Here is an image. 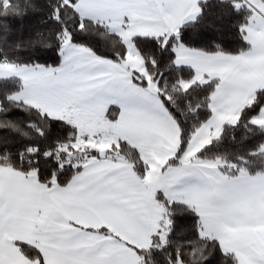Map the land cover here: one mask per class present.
<instances>
[{"label":"crops","instance_id":"crops-1","mask_svg":"<svg viewBox=\"0 0 264 264\" xmlns=\"http://www.w3.org/2000/svg\"><path fill=\"white\" fill-rule=\"evenodd\" d=\"M200 1L75 0L73 6L129 44L135 35L167 38L197 17ZM240 3L251 8L244 26L246 51L235 55L174 46V64L192 69L193 81L217 79L210 116L176 163L169 160L179 144L178 127L154 88L132 79L135 70L128 60L115 62L72 44L57 67L17 68L22 72L12 76L21 81L18 100L76 128L98 121L102 133H109L108 139L95 138L99 150L64 185L42 184L33 173L0 165V264H38L20 252L18 242L38 248L44 264H143L136 249L150 245L162 220L158 193L192 207L202 233L232 253L237 264H264V170L228 175L218 163L196 160L197 152L264 89L263 4ZM39 78L52 80L40 89L51 95L41 99ZM251 121L264 126V104ZM120 140L137 149L146 165L142 178L125 160L108 156L107 146ZM151 158L164 164L159 174L150 171Z\"/></svg>","mask_w":264,"mask_h":264},{"label":"trees","instance_id":"trees-1","mask_svg":"<svg viewBox=\"0 0 264 264\" xmlns=\"http://www.w3.org/2000/svg\"><path fill=\"white\" fill-rule=\"evenodd\" d=\"M75 0H0V61L11 64L57 66L65 36L100 57L122 62L129 44L141 58L145 72L156 86V95L179 131L176 163L193 132L210 116L209 100L216 78L193 81L190 68L174 64V46L207 53L240 54L249 47L244 26L250 9L240 0H202L197 17L167 38L135 35L128 44L106 25L84 18ZM264 8V0H261ZM132 79L141 86L137 73ZM184 87V83H187ZM21 88L15 77L0 79V165L35 174L39 183L64 185L81 167L66 161L76 127L51 117L38 107L12 96ZM264 104V89L243 106L235 121L223 125L219 135L196 154V160L215 162L228 175L257 174L264 170V126L252 123ZM67 146V151H63ZM92 154L94 153L91 151ZM113 158L128 162L139 177L146 165L137 149L120 140L107 150ZM57 155L59 159H57ZM162 220L146 249H136L143 264H237L235 256L218 241L202 233L199 215L190 206L157 194ZM160 232L163 238H160ZM30 260L44 264L38 248L16 243Z\"/></svg>","mask_w":264,"mask_h":264},{"label":"rangeland","instance_id":"rangeland-1","mask_svg":"<svg viewBox=\"0 0 264 264\" xmlns=\"http://www.w3.org/2000/svg\"><path fill=\"white\" fill-rule=\"evenodd\" d=\"M251 9V8H250ZM251 11V10H250ZM72 44L74 45V43H71L68 40V37L65 36L63 38L62 41V46L60 49V54L61 56H66L68 49H70V46H72ZM76 45V44H75ZM131 47V48H129ZM128 48L133 52L131 57L130 54L126 55V60H128V63H130V66L133 68V70H135V73H137V78H139V80L143 79L147 82V84L149 85L148 87H152L154 88V90L156 91V86L155 84L152 82V80L149 78V76L147 75V73L145 71H141L142 67H143V63L141 58L138 56V54L136 53V51L133 49L132 46H129ZM141 60V61H140ZM61 63V62H60ZM25 65V64H24ZM29 65V64H27ZM33 66H39V67H35V68H52V67H57V66H45L42 64H31ZM19 66H23V64L21 65H16V64H11L8 62H4V61H0V79L1 78H7V77H15L19 80L20 84L21 81L18 77L16 76H12V75H17L19 73V71H21L22 69H17ZM145 69V68H144ZM22 72V71H21ZM35 72H38L37 75L39 74L40 76H44V72L40 71L39 69L36 70ZM28 73V72H27ZM31 73V72H30ZM49 77V76H47ZM47 83L44 82V80L40 79L37 80L36 83L39 84L40 88L39 90H36L39 95V98L41 99V97L46 96L45 94L51 95L50 90L46 89V90H40L42 88L45 89V87L47 88L48 86L51 85L52 80H46ZM186 84H184L185 86ZM22 86V85H21ZM55 86H52L50 88H54ZM49 88V89H50ZM21 89V88H20ZM20 91V90H19ZM18 91V92H19ZM16 92L15 94H13V98L15 100L18 101V99L16 98V94L18 93ZM22 101V100H19ZM24 102V101H22ZM52 102V101H51ZM26 103V102H25ZM31 105V104H30ZM34 106V105H33ZM36 107V106H35ZM98 121H94L93 123L90 122H83L82 124H79L78 127L76 128V136L75 139L72 142H69L68 145L70 146V151H75L73 153H69V156L67 157L68 162L73 163V165H79L81 162H88L90 160V155H92L91 151H95V150H99L98 148L100 146L99 142L97 140H95V138H97L98 140L101 138H106L108 139V133H102V127L100 125H96ZM100 122V121H99ZM71 123V122H69ZM73 125V123H71ZM119 141L115 142L113 141L111 145L107 146L108 148H111V146H115L118 144ZM67 146H64L63 151H67ZM69 150V149H68ZM264 150V147H263ZM108 156L110 157L111 154L107 153ZM149 160V166H150V171L154 174H159L160 173V169L161 167L164 165L162 164V161L159 160L158 158H151L148 159ZM148 187V186H147ZM154 201V200H153ZM167 223V221L161 220L160 224L164 225ZM160 238H163V233L160 232L159 233ZM141 260V259H140ZM26 262H28V264H30L29 260H27Z\"/></svg>","mask_w":264,"mask_h":264},{"label":"built area","instance_id":"built-area-1","mask_svg":"<svg viewBox=\"0 0 264 264\" xmlns=\"http://www.w3.org/2000/svg\"><path fill=\"white\" fill-rule=\"evenodd\" d=\"M57 159H59V156L57 155ZM84 165H86V162H81L79 165H77V166H80L81 168L84 166Z\"/></svg>","mask_w":264,"mask_h":264},{"label":"water","instance_id":"water-1","mask_svg":"<svg viewBox=\"0 0 264 264\" xmlns=\"http://www.w3.org/2000/svg\"><path fill=\"white\" fill-rule=\"evenodd\" d=\"M100 156H104L105 155V151L102 153H99Z\"/></svg>","mask_w":264,"mask_h":264}]
</instances>
